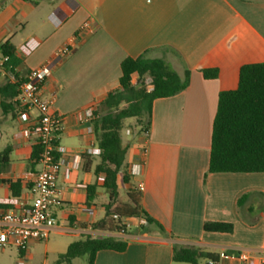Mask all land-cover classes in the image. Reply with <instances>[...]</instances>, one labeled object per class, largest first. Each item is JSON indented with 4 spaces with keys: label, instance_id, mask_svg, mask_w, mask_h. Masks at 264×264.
<instances>
[{
    "label": "crops",
    "instance_id": "1",
    "mask_svg": "<svg viewBox=\"0 0 264 264\" xmlns=\"http://www.w3.org/2000/svg\"><path fill=\"white\" fill-rule=\"evenodd\" d=\"M43 5L0 0V49L10 44L20 61L12 71L0 70V87L20 84L32 70L55 62L43 93L46 99L55 96L53 111L64 120L57 139L64 152L59 204L52 209L56 225L46 247L61 238L59 252L65 254L86 236L128 243L124 252H98L94 264H188L173 260L175 247L214 254L219 264H239L222 254L264 255V173H209L219 95L238 88L244 65L264 63V0H51ZM87 22L93 33L81 30ZM70 43L73 53L54 59ZM26 44L34 47L29 55L22 50ZM142 55L164 59L181 77L189 71L190 83L176 96L155 100L149 133L128 138L120 174L125 169L129 183L118 178L127 203L118 199L112 209L136 194L165 232L151 225L144 232L109 233L93 228L106 219L109 196L105 173L96 171L100 148L89 111L120 88L122 62ZM207 70H217L218 77L206 78ZM36 119L35 110L4 115L0 94V154L10 150L9 165L0 168V203L31 202L27 176L40 166L32 162L36 138L28 130ZM3 180H19L20 197ZM206 223L231 224L233 231H206Z\"/></svg>",
    "mask_w": 264,
    "mask_h": 264
},
{
    "label": "trees",
    "instance_id": "2",
    "mask_svg": "<svg viewBox=\"0 0 264 264\" xmlns=\"http://www.w3.org/2000/svg\"><path fill=\"white\" fill-rule=\"evenodd\" d=\"M0 51L9 57L5 72L12 71L20 63L15 48L5 44ZM122 76L120 88L111 92L93 112V130L100 148V163L97 172L106 175L104 188L109 196L106 206V219L93 225L109 233L144 232L151 225L165 232L143 208L136 194H128L129 203L112 209L119 199L118 178L124 167L128 146L123 141L125 122L137 119L141 126L140 134L149 133L152 120L153 103L157 99L169 98L183 92L190 83V72L181 77L164 59H150L142 55L138 58H126L121 64ZM139 81L135 84L133 76ZM208 79L218 77L217 70L204 71ZM148 79L150 83L148 84ZM20 84L6 82L0 87L1 106L4 115H20L26 112L17 102ZM41 148L34 147L32 162L39 164ZM10 150L0 154V168L9 165ZM209 173H264V63L244 65L240 70L239 85L236 90L221 92L218 110L213 123ZM123 183H129L125 173ZM10 184L14 197H20L21 182L3 180ZM246 196L239 200L242 204ZM91 200V196H90ZM113 215L119 218L114 219ZM144 219L147 226L135 223L126 229L123 220ZM205 230L210 232L231 233L233 226L223 223H206ZM126 241L114 237L86 236L72 243L60 258L61 263L71 264L80 257H88V264H94L98 252L112 250L124 252ZM217 260L218 256L197 248L175 247L173 260L177 263L199 264L202 260Z\"/></svg>",
    "mask_w": 264,
    "mask_h": 264
},
{
    "label": "built area",
    "instance_id": "3",
    "mask_svg": "<svg viewBox=\"0 0 264 264\" xmlns=\"http://www.w3.org/2000/svg\"><path fill=\"white\" fill-rule=\"evenodd\" d=\"M94 29L89 22L81 28L90 33H93ZM33 49L30 44L22 47L27 55L31 54ZM73 51L74 45L67 44L56 51L54 59L65 58ZM8 62L9 57L3 56L0 60V70L4 71ZM54 65V60H50L42 67L32 70L26 80L20 83V93L16 99L22 108L37 112L35 124L28 130V134L35 136L36 144L41 148L40 169L27 176L31 184V202L14 198L0 203V248H17L21 253L18 264H28V245L32 242L47 241L56 225L52 209L59 204L61 192L58 179L63 165L61 152H64L58 147L57 139L64 128V120L53 111L55 96L46 99L43 93L44 83ZM89 116H93V112L89 111ZM144 153L147 154L146 149ZM139 190H144V184L139 185ZM3 205L10 206V209H4ZM113 218L119 217L113 215ZM123 223L126 229L135 223L140 226L148 225L144 219L126 218ZM120 233L125 234V229ZM221 258L237 259L239 264H254L255 260L258 261L257 264H264V255L255 256L248 251L222 254ZM205 264H219V260L207 259Z\"/></svg>",
    "mask_w": 264,
    "mask_h": 264
},
{
    "label": "rangeland",
    "instance_id": "4",
    "mask_svg": "<svg viewBox=\"0 0 264 264\" xmlns=\"http://www.w3.org/2000/svg\"><path fill=\"white\" fill-rule=\"evenodd\" d=\"M51 0H27L28 7H34L35 5L40 3H44L46 5L50 4ZM43 5V6H46ZM46 8V7H45ZM48 12L46 11L44 14ZM139 81L138 77H135L134 83L136 84ZM148 84L150 83V79H148ZM141 126L137 119H129L125 122L124 130L122 133L124 144H127L128 138L134 137L135 135H141ZM129 132V134H128ZM126 170L123 169V174H120V182L123 184L122 176L125 174ZM132 184H135V181H132ZM119 197V203L125 204L127 203V195L126 191L121 190ZM121 206V205H120ZM64 245V240L61 238H57V243L55 245H50L46 247V243L38 242V243H30L28 245V251L30 253V260L28 264H67L61 263L60 258L63 254H60L59 249ZM21 256L20 251L15 247H6L4 249L0 248V264H18V260ZM88 257H80L72 261L71 264H88Z\"/></svg>",
    "mask_w": 264,
    "mask_h": 264
}]
</instances>
